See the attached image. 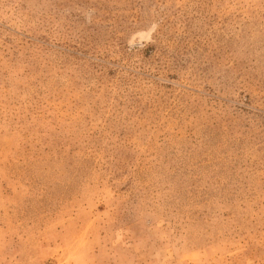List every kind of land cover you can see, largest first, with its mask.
Segmentation results:
<instances>
[{
    "label": "rangeland",
    "instance_id": "rangeland-1",
    "mask_svg": "<svg viewBox=\"0 0 264 264\" xmlns=\"http://www.w3.org/2000/svg\"><path fill=\"white\" fill-rule=\"evenodd\" d=\"M0 264H264V0H0Z\"/></svg>",
    "mask_w": 264,
    "mask_h": 264
}]
</instances>
